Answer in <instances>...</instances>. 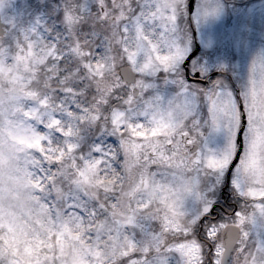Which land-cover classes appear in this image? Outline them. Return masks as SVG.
I'll use <instances>...</instances> for the list:
<instances>
[{
	"label": "snow or ice",
	"instance_id": "obj_1",
	"mask_svg": "<svg viewBox=\"0 0 264 264\" xmlns=\"http://www.w3.org/2000/svg\"><path fill=\"white\" fill-rule=\"evenodd\" d=\"M0 264H264V0H0Z\"/></svg>",
	"mask_w": 264,
	"mask_h": 264
}]
</instances>
